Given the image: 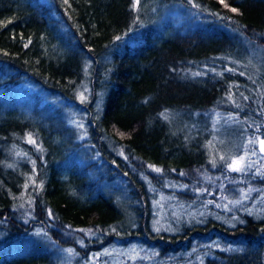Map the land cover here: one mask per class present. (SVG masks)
<instances>
[{"label":"trees","instance_id":"1","mask_svg":"<svg viewBox=\"0 0 264 264\" xmlns=\"http://www.w3.org/2000/svg\"><path fill=\"white\" fill-rule=\"evenodd\" d=\"M263 47L264 0H0V264H264Z\"/></svg>","mask_w":264,"mask_h":264},{"label":"rangeland","instance_id":"2","mask_svg":"<svg viewBox=\"0 0 264 264\" xmlns=\"http://www.w3.org/2000/svg\"><path fill=\"white\" fill-rule=\"evenodd\" d=\"M262 61L264 64V59ZM256 132L259 134L262 133V131H260V128L258 126L255 127V133ZM256 138L257 140L264 139L263 137H261V135H257V134H256ZM259 148L260 146L257 143L255 149L256 152L254 153V155L258 156L259 158L264 157V152H261ZM248 158H249L248 156L243 157V163L245 165L250 162ZM183 210L186 209L182 208V206L179 204H175L174 206L171 207V215L173 217H176L177 215H180ZM149 252L150 251L146 249V247H142L141 245L138 244H131L130 246L127 247L116 246L113 248H109L107 250L105 249L101 252L92 253L88 259L87 264H142L143 262L145 264H154V262L157 259V257L154 256L156 255V253L153 252V254L151 255ZM155 264H170V262H164L163 260L161 261L159 260L158 262H155Z\"/></svg>","mask_w":264,"mask_h":264},{"label":"snow or ice","instance_id":"3","mask_svg":"<svg viewBox=\"0 0 264 264\" xmlns=\"http://www.w3.org/2000/svg\"><path fill=\"white\" fill-rule=\"evenodd\" d=\"M65 3H67V0H65ZM140 3V0H135V5H139ZM220 3H224V0H220ZM225 7H229L227 4L224 5ZM231 11L232 12H237V9L236 8H231ZM117 40L120 39V37H116ZM29 142H32L31 140H29ZM249 144H255V143H258L260 148L259 150L261 152H264V139H258L257 141H253V140H249L248 141ZM151 167V166H150ZM229 167L233 170V171H242L244 170L245 168V164L243 163V157H240L236 160H233L230 164H229ZM155 171L159 172L160 169H154ZM49 215H51V213H49ZM71 251V250H69Z\"/></svg>","mask_w":264,"mask_h":264}]
</instances>
